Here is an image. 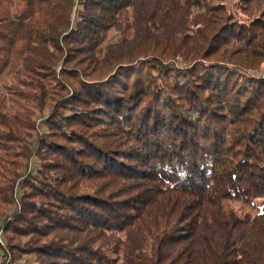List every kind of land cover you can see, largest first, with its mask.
<instances>
[{
	"label": "trees",
	"instance_id": "1",
	"mask_svg": "<svg viewBox=\"0 0 264 264\" xmlns=\"http://www.w3.org/2000/svg\"><path fill=\"white\" fill-rule=\"evenodd\" d=\"M263 70L264 0H0L4 262L264 264Z\"/></svg>",
	"mask_w": 264,
	"mask_h": 264
},
{
	"label": "rangeland",
	"instance_id": "2",
	"mask_svg": "<svg viewBox=\"0 0 264 264\" xmlns=\"http://www.w3.org/2000/svg\"><path fill=\"white\" fill-rule=\"evenodd\" d=\"M232 5H233V3H232ZM233 7H234V5H233ZM110 36H112V39L113 40H115L116 38H117V34L115 33V32H112L111 34H110ZM260 74H264V70L260 73ZM0 90H2L3 91V89H0ZM3 93L6 95V97H8V99H10V98H12V96H10V95H8V94H6V91L4 90L3 91ZM38 124H41V122L39 121L38 122ZM33 166L35 165L34 163L32 164ZM0 239H2L3 240V243H0L1 245V249H0V264L2 263V262H4V254L6 255V253L7 254H10L11 255V251H10V249H9V247H8V245H7V242H6V239H5V236H4V234L2 233L1 235H0ZM6 248V253L4 252V249ZM28 257V256H27ZM30 260H32V259H30ZM25 257H24V259H22L19 263L20 264H25ZM18 263V264H19Z\"/></svg>",
	"mask_w": 264,
	"mask_h": 264
},
{
	"label": "built area",
	"instance_id": "3",
	"mask_svg": "<svg viewBox=\"0 0 264 264\" xmlns=\"http://www.w3.org/2000/svg\"><path fill=\"white\" fill-rule=\"evenodd\" d=\"M1 264H11L10 260L8 259L6 262H2Z\"/></svg>",
	"mask_w": 264,
	"mask_h": 264
}]
</instances>
